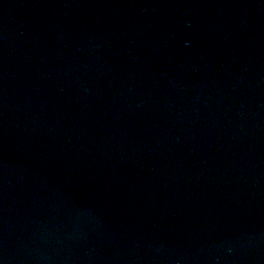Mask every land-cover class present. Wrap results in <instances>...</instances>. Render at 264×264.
<instances>
[{
  "label": "water",
  "instance_id": "1",
  "mask_svg": "<svg viewBox=\"0 0 264 264\" xmlns=\"http://www.w3.org/2000/svg\"><path fill=\"white\" fill-rule=\"evenodd\" d=\"M0 264H264V0H0Z\"/></svg>",
  "mask_w": 264,
  "mask_h": 264
}]
</instances>
